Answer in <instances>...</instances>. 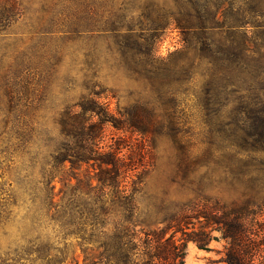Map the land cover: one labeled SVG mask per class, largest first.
<instances>
[{"label": "rangeland", "instance_id": "obj_1", "mask_svg": "<svg viewBox=\"0 0 264 264\" xmlns=\"http://www.w3.org/2000/svg\"><path fill=\"white\" fill-rule=\"evenodd\" d=\"M188 13L211 23L205 36L212 49L170 23L150 53L154 65L145 67L141 40L125 36V25L148 35L158 14ZM217 57L225 59L218 61L220 80L208 71L207 60ZM91 89L112 91L99 99L112 110L146 104L164 121L143 136L105 128L103 143L116 140L145 177L134 228H162L195 193L226 204L252 192L264 197V135L239 133L235 124L240 113L260 107L245 101L264 99V0H0V264H46L38 253L26 259L27 241L37 236L63 247L56 226L30 222L31 195L61 141L62 114L78 111ZM208 94H216V104H205ZM87 170L66 162L52 182L55 201L65 182L85 181ZM199 229L196 223L186 231ZM210 235L206 250L187 242L182 264H226L227 241L218 230ZM67 242L57 264L96 260L75 238Z\"/></svg>", "mask_w": 264, "mask_h": 264}, {"label": "trees", "instance_id": "obj_2", "mask_svg": "<svg viewBox=\"0 0 264 264\" xmlns=\"http://www.w3.org/2000/svg\"><path fill=\"white\" fill-rule=\"evenodd\" d=\"M170 23H175L183 31L191 29L196 35H201L204 47L212 49L213 45L205 36L211 23L203 15L188 13L176 18L158 14L152 20L150 34H133L135 28L132 26L135 25L128 24L125 25L126 32H123L127 37L134 35L140 38L145 67L154 65L153 60H148L151 59L150 53ZM121 28L113 27L111 32L120 35ZM181 51L186 52L187 47ZM220 58L224 63L225 59ZM220 58L217 57L216 62L211 58L207 60L211 65L208 70H211L210 77L217 80H220L217 75ZM230 68L233 70L231 65ZM110 92L91 89L88 97L76 105L80 108L78 111L68 110L62 114L61 141L51 154L49 168L40 185L32 192L30 222L39 225L48 221L56 226L63 247L56 246L59 242L50 245L37 241L40 238L37 236L27 241L26 259L32 253H38L37 257L46 259V264L63 262L64 254L68 253L67 239L75 238L82 253H95L93 264H182L187 242L192 241L199 249H209L213 239L210 233L215 229L227 241L226 264H264V197H259L258 192L230 204L195 193L165 220L162 228H134L139 215L136 195L142 190L145 177L136 170L138 165L121 153L122 147L116 140L110 144L103 143L105 128L109 125L115 130L126 129L143 136L153 134L164 121L146 104H137L133 109L122 110L118 105L110 109V103L99 101L101 96L107 97ZM109 96L114 97V94ZM216 100V94H208L204 102L211 106L216 104ZM251 101L245 102L260 107L244 118L239 117L240 113L235 120L236 129L241 131L239 133H255L261 137L264 135V99ZM173 119L169 114L168 122L172 123ZM66 162L71 169H79L85 164L91 170H87L85 181L77 180L75 185L65 182L59 201H55L52 182ZM193 183L189 181V184ZM200 184L201 181L198 182ZM196 223L199 224L198 231H186L189 225L193 227ZM177 232H181L178 239L175 238ZM51 252L60 253V256L49 257L46 254Z\"/></svg>", "mask_w": 264, "mask_h": 264}]
</instances>
